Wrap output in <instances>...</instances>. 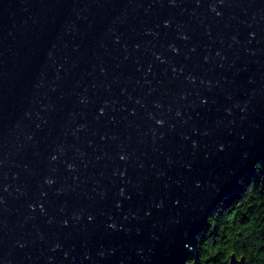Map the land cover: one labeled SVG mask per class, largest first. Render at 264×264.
<instances>
[{"label": "water", "instance_id": "obj_1", "mask_svg": "<svg viewBox=\"0 0 264 264\" xmlns=\"http://www.w3.org/2000/svg\"><path fill=\"white\" fill-rule=\"evenodd\" d=\"M263 160L264 0H0V264H191Z\"/></svg>", "mask_w": 264, "mask_h": 264}, {"label": "trees", "instance_id": "obj_2", "mask_svg": "<svg viewBox=\"0 0 264 264\" xmlns=\"http://www.w3.org/2000/svg\"><path fill=\"white\" fill-rule=\"evenodd\" d=\"M231 253L244 264H264V160L210 212L190 263L228 264Z\"/></svg>", "mask_w": 264, "mask_h": 264}]
</instances>
